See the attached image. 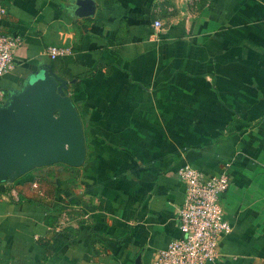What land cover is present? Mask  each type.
<instances>
[{"label":"crops","instance_id":"crops-1","mask_svg":"<svg viewBox=\"0 0 264 264\" xmlns=\"http://www.w3.org/2000/svg\"><path fill=\"white\" fill-rule=\"evenodd\" d=\"M91 1L0 0V31L23 38L0 104L50 64L86 142L73 175L0 181V264H148L180 235L184 162L230 175L206 264H264V0Z\"/></svg>","mask_w":264,"mask_h":264},{"label":"water","instance_id":"water-1","mask_svg":"<svg viewBox=\"0 0 264 264\" xmlns=\"http://www.w3.org/2000/svg\"><path fill=\"white\" fill-rule=\"evenodd\" d=\"M78 13H91V0H77ZM70 80L50 64L39 66L0 104V181L35 167L79 166L86 154L82 119L72 101Z\"/></svg>","mask_w":264,"mask_h":264},{"label":"built area","instance_id":"built-area-1","mask_svg":"<svg viewBox=\"0 0 264 264\" xmlns=\"http://www.w3.org/2000/svg\"><path fill=\"white\" fill-rule=\"evenodd\" d=\"M5 11L0 3V16ZM152 25L159 29L162 22L154 19ZM22 42L20 35L0 31V76L13 68L15 50ZM67 51V47L55 45L45 49L51 56ZM177 175L184 184V197L175 213L180 235L158 248L148 264H206L218 257L220 236L230 230L221 203V195L230 183L228 171L206 174L184 162L177 168Z\"/></svg>","mask_w":264,"mask_h":264},{"label":"trees","instance_id":"trees-1","mask_svg":"<svg viewBox=\"0 0 264 264\" xmlns=\"http://www.w3.org/2000/svg\"><path fill=\"white\" fill-rule=\"evenodd\" d=\"M55 164H59L62 167L61 170H64V172L67 173L68 175H73L74 174L75 166L63 164V163H60V162L55 163ZM28 172H30V171H28Z\"/></svg>","mask_w":264,"mask_h":264},{"label":"rangeland","instance_id":"rangeland-1","mask_svg":"<svg viewBox=\"0 0 264 264\" xmlns=\"http://www.w3.org/2000/svg\"><path fill=\"white\" fill-rule=\"evenodd\" d=\"M52 167H53L55 170H56L57 168H59V167L61 168V166H60L59 164H53ZM55 173H56V171H55Z\"/></svg>","mask_w":264,"mask_h":264}]
</instances>
